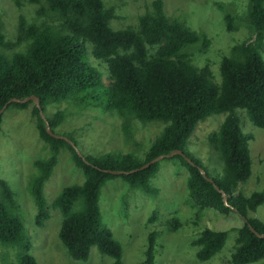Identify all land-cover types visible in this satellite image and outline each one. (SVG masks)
<instances>
[{"label":"trees","instance_id":"16d2710c","mask_svg":"<svg viewBox=\"0 0 264 264\" xmlns=\"http://www.w3.org/2000/svg\"><path fill=\"white\" fill-rule=\"evenodd\" d=\"M39 5L36 14L49 17L52 25H27L18 17L16 41L0 32V109L12 98L39 99L44 114L49 103L72 100L78 107L97 102L104 113H115L122 119L126 139L131 138L130 120L164 124L150 142L144 158L124 153H108L99 157L79 156L64 140L46 132V125L33 102L13 103L19 109L31 108L38 137L49 149L46 159L34 162L37 173L29 183L36 215L34 224L42 227L49 218L43 187L57 164L62 149H67L76 168L83 173L80 185L63 187L51 207L62 215L58 238L68 256L86 262L95 247L100 255L122 264V248L111 231L101 224L99 207L101 188L105 182L121 178L131 188L154 196L157 190L151 179L158 163L132 174L114 175L113 171L130 172L150 160L180 151L174 158L187 170L186 187L191 200L201 209L210 208L220 214L234 209L245 219L237 230L235 249L230 264L264 261V221L248 218V212L264 207V186L244 196L239 186L251 176L248 142L252 139L240 128L237 110H243L249 122L264 129V0H248L245 23L251 35L234 45L219 64L220 83L212 82L208 65H193L186 49L209 41L164 13L163 0H152L137 18L135 26L113 30L110 22L117 19L114 7L102 0H28ZM43 4V5H42ZM236 18L224 15L226 30H236ZM20 43L24 51L6 55ZM91 56L107 65L105 81L99 69L89 64ZM8 105V106H10ZM7 106V107H8ZM225 114L217 132L208 137V145L219 156L221 171L205 168L187 148L197 124L206 118ZM64 118L62 111L47 117L53 133ZM1 123V116H0ZM202 169L213 184L207 182ZM217 170V169H216ZM209 171V172H208ZM212 172V173H211ZM215 186L227 196V205ZM226 232L203 229L192 242L195 257L205 262L224 247ZM0 245L17 251L16 264H37L30 254L31 243L18 214V204L11 187L0 179ZM155 233L148 236L143 264L154 263Z\"/></svg>","mask_w":264,"mask_h":264},{"label":"rangeland","instance_id":"374dc122","mask_svg":"<svg viewBox=\"0 0 264 264\" xmlns=\"http://www.w3.org/2000/svg\"><path fill=\"white\" fill-rule=\"evenodd\" d=\"M152 0H102L105 7H114L117 19L110 22L113 30L135 26L137 18L149 8ZM164 13L171 20L183 22L186 27L209 41L204 50L201 44L188 47L187 54L194 66L208 65L214 84L220 83L219 64L230 49L250 35L245 23L248 0H163ZM43 5V4H42ZM39 5L28 0H0V32L6 39L16 41L18 17L27 25H52L49 17L38 16ZM236 18V30H226L224 15ZM24 51L20 43L6 55ZM89 64L108 78L107 65L95 60L88 49ZM264 60V48L261 51ZM32 105L26 109L8 106L1 115L0 123V179L13 190L25 231L31 243L30 254L37 264H112V259L100 255L92 247L86 262L72 260L58 238L62 215L52 209L54 197L63 187L80 185L83 173L76 168L67 149L58 155L57 164L43 187L49 218L42 227H36V208L29 192V183L37 173L34 162L49 156L48 146L39 139L35 121L31 117ZM62 111L64 118L56 128V134L71 140L80 154L99 157L108 153L131 154L142 160L150 142L160 133V122L140 123L130 120L131 138L126 139L122 119L115 113H104L95 102L90 107H78L72 100L51 102L45 116L51 117ZM240 128L252 139L248 142L251 159V176L238 191L244 196L260 191L264 186V129L253 126L243 110H237ZM225 114L212 115L199 122L190 136L187 148L202 162L205 168L220 172L222 163L218 153L208 145V137L217 132ZM217 169V170H216ZM208 171V172H209ZM211 172V173H212ZM188 172L179 160L168 157L158 162V171L151 179L157 194L149 196L139 188H131L121 178L105 182L101 188L99 207L101 224L111 231L122 248V264H143L148 236L155 233V264H230L235 249L237 230L245 219L236 211L220 214L210 208H199L190 198L187 187ZM248 218L264 221V207L248 212ZM226 232L222 250L205 262L195 257L197 248L192 242L203 229ZM17 251L0 245V264H16ZM251 264H264V261Z\"/></svg>","mask_w":264,"mask_h":264},{"label":"water","instance_id":"95a60500","mask_svg":"<svg viewBox=\"0 0 264 264\" xmlns=\"http://www.w3.org/2000/svg\"><path fill=\"white\" fill-rule=\"evenodd\" d=\"M27 102H33V104L35 105V107L37 108V110L39 111V115L41 117V119L44 121L45 125H46V132L48 133L49 136L55 138V139H62L64 141H66L73 149L74 151L79 155V156H82L76 149L75 147V144L69 140L68 138L66 137H63V136H60L56 133H53L48 125V122H47V119H46V116L44 114V112L42 111V108L40 106V102H39V99L35 96H30V97H27L25 99H18V98H12L6 105H4L1 109H0V116L2 115V113L4 112V110L7 108L8 105L10 104H13V103H17V104H25ZM181 152L180 151H175L174 153H171V154H167V155H161V156H158L152 160H150L149 162H147L146 164L142 165L140 168H137V169H134L130 172H122V171H113L112 174L114 175H120V174H132V173H135V172H138V171H143L145 169H147L148 167L158 163L160 160L164 159V158H168V157H174L175 155H180ZM200 173L202 174L203 178L209 182V183H214L212 178H208L206 177L204 171L202 169H200ZM215 190H217L221 196H222V200H223V203L225 205H227V196L225 195V193L223 191H220L218 189V187L215 186ZM228 206V205H227ZM234 210V209H232ZM251 231L258 237V238H261V239H264V235H260L258 234L256 231H254L252 228H251Z\"/></svg>","mask_w":264,"mask_h":264}]
</instances>
